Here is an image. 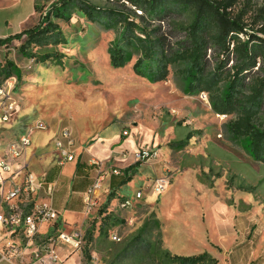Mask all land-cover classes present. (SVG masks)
I'll use <instances>...</instances> for the list:
<instances>
[{"label": "rangeland", "instance_id": "374dc122", "mask_svg": "<svg viewBox=\"0 0 264 264\" xmlns=\"http://www.w3.org/2000/svg\"><path fill=\"white\" fill-rule=\"evenodd\" d=\"M58 1L0 0V38L34 27ZM88 1L104 11L117 9L132 15L130 5L123 0ZM206 1L216 7L223 0ZM231 2L227 16L239 24L242 30L239 37L246 40L251 35L264 40V0ZM192 19V10L186 9L160 25L147 26L159 28L158 33L173 44L183 38L174 27L188 25ZM53 20L66 43L35 48L31 53L37 58L54 54V58H61V65L52 60L40 63L35 57H23L18 51L23 39L0 46V65L5 59L10 60L21 75L7 79L0 72V86L12 81L10 96L13 112L16 104V113L13 118L11 114L9 123L21 121V125L29 126L37 118L35 98L27 96L25 88L32 90L29 88L37 76L56 67L65 72L64 80L69 86H85V92L93 95L92 103H101L110 115L104 133L114 131L122 139L121 131H130L128 147L141 141L140 146L156 150L157 157L143 163L140 169L129 171L132 182L122 195L104 191L106 172L101 164L102 182L95 193L98 205L93 214L81 216V206L67 209L66 221L59 219L53 231L35 236L34 244H27L21 236L19 247L36 246L41 253L54 249L56 255L62 252L63 257L74 250L55 240L60 233H77L81 238L78 254L82 264H175L173 255L191 256L201 252L214 253L218 264H264V162L252 159L247 138H235L227 131V123L234 115L215 114L205 92L186 94L181 77L185 65L181 62L170 65L167 80L160 83L134 73L132 66L140 57L138 53H132L124 67L112 68L109 48L118 40L121 25L106 29L102 23L88 21L78 10L73 11L67 22ZM206 58L213 63L217 54L209 49ZM232 59L231 55L226 69L232 65ZM147 66L148 62H144L143 69ZM221 87L223 90L225 81ZM254 126L264 128V101ZM12 132L13 128L6 130L3 141L11 140ZM121 158V164H126L123 168L135 163L133 153L129 155L127 149ZM112 165L109 169L115 170ZM163 176L168 184L162 193H155L152 184ZM137 191L142 192V198L133 199L128 209L120 208L119 202ZM193 193H199V199L193 198ZM212 198L215 200L211 204ZM225 210L235 214L233 224L223 219ZM180 227L187 234L180 235ZM205 229L207 241L191 238L193 232ZM162 234L171 253L163 246ZM113 235L119 241H112ZM51 238L55 242L51 243ZM235 240L240 250L235 247L230 254ZM211 244L222 251L214 250ZM86 251L90 259L85 257Z\"/></svg>", "mask_w": 264, "mask_h": 264}, {"label": "trees", "instance_id": "16d2710c", "mask_svg": "<svg viewBox=\"0 0 264 264\" xmlns=\"http://www.w3.org/2000/svg\"><path fill=\"white\" fill-rule=\"evenodd\" d=\"M123 1L130 5L132 15L117 9L101 10L88 0H59L34 27L0 38V46L23 39L18 49L23 57H35L36 62L40 63L52 60L56 65H61V58H54V54L37 58L31 53L35 48L66 43L59 25L53 19L67 22L73 11L78 10L88 21L102 23L106 29L121 25L118 40L109 48L112 68L124 67L130 62L132 53H138L140 57L132 66L134 73L152 83H160L167 80L170 65L183 63L185 66L181 70V77L185 93L196 95L205 92L215 114L234 115L227 123V131L235 138H247L252 159L264 162V128L254 126V119L264 101V40L251 35H247L246 40L239 37L242 31L239 24L227 16V8L233 0L218 1L216 7L206 0ZM186 9L192 10V22L174 27L183 34L181 40L172 44L158 33L159 28L148 29L147 25H160ZM209 49L217 54L213 63L206 58ZM231 55L232 65L226 69ZM144 62H148L145 69ZM0 68L4 78L21 76L20 69L10 60L5 59ZM139 164L134 163L131 167ZM130 180V177H126L119 185ZM113 186H116L114 182ZM85 257L90 259L88 251ZM171 259L175 264L218 263L207 252L191 256L173 255Z\"/></svg>", "mask_w": 264, "mask_h": 264}, {"label": "crops", "instance_id": "0c3cea01", "mask_svg": "<svg viewBox=\"0 0 264 264\" xmlns=\"http://www.w3.org/2000/svg\"><path fill=\"white\" fill-rule=\"evenodd\" d=\"M55 68L37 76L35 82L29 88L32 90L25 88L26 95L34 96L35 98V103L38 108L36 109L38 111L36 119L44 120L48 125V130L45 132H28L27 124L21 125V121L12 124L9 122L0 124L2 136L6 130H12L13 128V132L11 134L9 133L13 136L12 139H15L20 134L27 133L31 141L26 152L18 160H10L6 157L5 148L6 144L12 139L5 142L2 137L0 159H5L9 163L11 172L9 174H0V192L7 191L12 182H19L24 172L32 173L47 182H55L57 185L52 203L59 218L52 224L41 225L36 237L53 231L59 219L66 221L67 209L71 210L72 208L81 206L82 210L79 212L81 216L85 217L82 196L97 176L96 166L91 165L89 162L91 158L98 160L106 172V180L102 186L104 191H115L119 195L124 194L123 191L132 182L131 176H128L129 171H135L139 166L140 168L142 167V164H139L137 167L132 168L131 166L133 164H131L123 168L126 164H121L123 161L121 154L125 149L128 150L129 155H132V153L139 149H144L140 146L142 144L141 141L140 143L136 142L133 147H128V144L131 143L130 131L126 130L127 135L125 136L122 134L124 131L122 130L120 134L122 139L119 133L117 135L114 131L104 133L105 129L109 127L107 122L110 119V115L101 103H92L94 102L93 95L85 92L87 90L85 86H69V83L64 80L66 79L65 72L58 71ZM12 113L13 118L16 113V104L15 111ZM22 117H25V114ZM63 128L69 129L76 140L75 160L60 165L58 163L57 151L54 147V139ZM113 163L116 165L113 166ZM111 165L120 172L119 175L116 176L110 173L112 172L110 171L112 169H109ZM126 177H130L131 180L119 185ZM113 182L116 186H113ZM199 197V193H193V198L199 199ZM214 200L215 198H212L210 203L212 204ZM2 208L0 206V212ZM227 212L226 210L223 212V219L229 224H233L236 216L229 211ZM180 233V235L187 234L184 232V229H181ZM193 233V237H191L193 240H208V232L206 229ZM162 236L164 248L166 247L165 249L171 253L167 248L168 243L166 238H164L163 234ZM180 239L181 237L179 236ZM20 240V234L14 233L12 239H10L8 232L0 226V264H47L44 257L46 251L44 253L38 252L39 248L36 246L19 247ZM236 241L230 247V254H233L234 248H238L239 246L236 245ZM30 243L34 244V241L32 240L28 244ZM49 245L52 246L51 243ZM211 248L222 251L217 246H214V244H211ZM237 250L239 251L240 248ZM62 251L64 250L62 249ZM61 254L62 252L58 253L57 257L62 264H82L81 257L77 251H73L72 253L67 252L63 257ZM208 254L211 255L210 253ZM213 255L215 254L213 253L211 257L217 259ZM217 261L219 262L218 259Z\"/></svg>", "mask_w": 264, "mask_h": 264}, {"label": "built area", "instance_id": "2783aa9c", "mask_svg": "<svg viewBox=\"0 0 264 264\" xmlns=\"http://www.w3.org/2000/svg\"><path fill=\"white\" fill-rule=\"evenodd\" d=\"M12 81L7 80L4 85L0 86V124L9 122L10 116L14 110V103L11 101L10 89ZM48 130L47 123L42 119H36L27 128L28 132ZM127 135V131L122 132ZM31 141L27 133L20 134L6 144V157L10 160H18L27 150ZM76 140L73 133L67 129H61L54 139V147L57 151L58 163L63 165L75 160ZM2 145V135L0 132V147ZM157 157V151L153 149H139L133 153L135 163L143 164ZM90 164L96 166L97 176L94 182L86 189L82 196L84 204V213L89 216L93 214L98 205V199L95 195L96 190L100 187L102 178L100 173V162L94 158L90 159ZM11 167L5 159H0V174H9ZM113 175H119L120 172L115 169L111 172ZM168 184L167 177L163 176L152 184L155 193H162ZM57 185L55 182H47L32 173L24 172L19 182H12L7 191H2L0 195V206L3 207L0 212V226H2L10 235L20 234L31 242L38 234L39 228L43 224H52L57 221L59 215L53 207V197ZM142 198V192H135L131 198H125L119 202L120 208L128 209L132 205L133 199ZM61 240L64 245L72 247L74 251L79 250L81 238L77 233L64 234L60 233L55 241ZM112 241H119L115 235L111 236ZM22 243V239L20 240ZM53 238L50 242H55ZM10 246V244H8ZM13 245V243H12ZM47 264H62L54 252L49 250L45 254Z\"/></svg>", "mask_w": 264, "mask_h": 264}]
</instances>
